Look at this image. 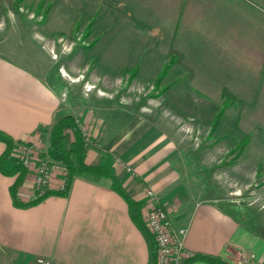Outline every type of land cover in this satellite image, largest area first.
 Wrapping results in <instances>:
<instances>
[{"label":"rangeland","instance_id":"1","mask_svg":"<svg viewBox=\"0 0 264 264\" xmlns=\"http://www.w3.org/2000/svg\"><path fill=\"white\" fill-rule=\"evenodd\" d=\"M188 1L178 26L177 13H171L164 15L162 30H150L131 25L120 9L86 5L89 0L83 8L75 7L76 0H0V27L8 28L4 44L19 49L13 55L18 60L25 61L22 50L32 39L39 50L36 69L49 72L61 113L77 118L87 142L94 141L93 133L101 137L93 144L101 145L120 132L156 131L158 163L176 183L197 200L216 199L232 217L237 212L264 228V121L254 118L259 109L250 106V96H235L213 128L224 97L218 81L204 78L209 71L203 53L207 47L208 58H238L243 64L264 54V0H220L224 19L215 12L219 0ZM50 7L60 14H51ZM175 51L178 61L158 85V73ZM245 136L248 143L238 154L233 149ZM66 138L70 143V129ZM47 144L48 135L40 149L34 145L36 159L47 155ZM237 251L229 260L234 264ZM256 257L251 263L263 264Z\"/></svg>","mask_w":264,"mask_h":264},{"label":"crops","instance_id":"2","mask_svg":"<svg viewBox=\"0 0 264 264\" xmlns=\"http://www.w3.org/2000/svg\"><path fill=\"white\" fill-rule=\"evenodd\" d=\"M89 2L86 5L96 9H120L129 16L131 25H140L141 29L145 28L141 25H149L150 30H162L164 15H175L180 5V0ZM217 4L221 7L215 8V12L219 19H224L226 6L220 0ZM74 5L86 6L83 0H76ZM49 12L58 13L52 7ZM186 12L187 9L184 16ZM95 19L91 18L92 24ZM7 31L6 26L0 27V129L10 134L15 143L0 164V264H32L37 256L69 264H153V237L141 223L152 203L146 192L148 187L159 195L175 224H189L186 245L194 254L207 253L230 260L237 250L249 249L264 264L262 239L244 228L216 199L197 200L188 188L175 182L169 168L159 165L162 156L154 146L156 131L149 136L120 132L101 145L92 144L86 149V160L112 171L137 205L119 192L114 183L94 174L75 175L65 194L49 193L37 202L27 203L33 195L30 170L17 188L22 204L16 203L12 185L18 172L12 170L17 163L18 145L32 142L40 149L39 143L48 135L43 129L51 127L63 113L60 92L52 84L49 72L36 69L39 50L29 42L32 39L25 42V61H21L13 56L19 49H6L9 43L4 44L7 41L3 37ZM2 47L7 51L3 52ZM206 52L209 48L204 47V62L210 72L204 73L205 80L218 81L222 85L220 94L227 88L236 97L250 96V106L259 109L255 114L252 108V117L255 114V119L264 121V54L243 64L238 58L217 61L208 58ZM213 84L216 82L210 85ZM92 138L101 139L96 133ZM5 148V142L0 140V156ZM53 180L56 186L59 180ZM190 264L211 263L196 259Z\"/></svg>","mask_w":264,"mask_h":264},{"label":"trees","instance_id":"3","mask_svg":"<svg viewBox=\"0 0 264 264\" xmlns=\"http://www.w3.org/2000/svg\"><path fill=\"white\" fill-rule=\"evenodd\" d=\"M187 0H180V7L177 11L176 15V23L175 25L178 26L180 22V17L184 14L183 9H185ZM92 22H90L87 27L85 28V34L91 29ZM178 61V54L175 51L174 53L171 52L169 60L164 64L162 70L158 73L156 78V83L159 85V82L163 79V77L167 74L170 67ZM262 73H264V66L262 68ZM170 86V84H168ZM168 85H165L167 87ZM222 96L224 97V102L222 103V107L217 111L215 115V119L213 121V128L215 129L219 118L223 115L224 111L227 109L230 104L232 105V101L235 99V95L227 88L223 89ZM70 129L72 132V139L70 143L66 138V131ZM44 132H48V145L46 149V153L54 158L62 160L68 167V173L66 175V186L63 189L58 190H48L44 195L38 198H32L27 203H34L41 200L49 193H56V194H65L69 191L72 179L75 175L78 174H94L96 177L104 178L112 183H114L119 190L132 204L137 205V203L126 193L124 190L121 182L119 179L103 165H96L91 164L86 160V149L89 145H92L93 142H87L80 123L78 122L77 118L72 114H63L61 115L51 127H45ZM0 140L4 141L6 144V148L4 152L0 156V164L4 161V159L12 152L14 147V139L13 137L5 132L4 130L0 129ZM249 136H245L241 139L240 142L236 145L233 151H237L238 154H241L244 150L246 144L248 143ZM95 143V142H94ZM13 172H18V176L16 181L12 185V195L16 203L22 204V201L19 199L17 194V188L22 179L25 177L27 169L20 163L17 162L14 166ZM231 213V212H230ZM240 221L243 225H246L247 228L258 235L259 237L264 239V228L259 226L257 223L242 219L237 212L231 213ZM139 218V217H138ZM144 227L145 224L142 222ZM154 252V248H153ZM200 259L207 261L211 264H234L233 262L219 256L207 253H197L194 254L192 257L188 258L184 261V264H190L193 260Z\"/></svg>","mask_w":264,"mask_h":264},{"label":"built area","instance_id":"4","mask_svg":"<svg viewBox=\"0 0 264 264\" xmlns=\"http://www.w3.org/2000/svg\"><path fill=\"white\" fill-rule=\"evenodd\" d=\"M82 128V127H81ZM88 141L89 138L85 137ZM17 162H20L33 174V195L38 198L48 190H60L66 186L67 165L60 159H54L48 154L36 159L35 146L30 142L18 145ZM54 178L59 181L54 185ZM152 203L144 215V224L151 233L154 242L153 264H184L194 253L187 247L186 239L189 228L186 225H177L158 194L152 187L146 189ZM256 254L251 250L237 251V264L250 263ZM257 258V257H256ZM32 264H69L47 256H37ZM257 264H262L258 262Z\"/></svg>","mask_w":264,"mask_h":264}]
</instances>
